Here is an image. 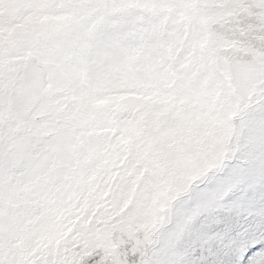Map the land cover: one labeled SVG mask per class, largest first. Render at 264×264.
Instances as JSON below:
<instances>
[{
  "label": "snow or ice",
  "instance_id": "obj_1",
  "mask_svg": "<svg viewBox=\"0 0 264 264\" xmlns=\"http://www.w3.org/2000/svg\"><path fill=\"white\" fill-rule=\"evenodd\" d=\"M0 264H264V0H0Z\"/></svg>",
  "mask_w": 264,
  "mask_h": 264
}]
</instances>
